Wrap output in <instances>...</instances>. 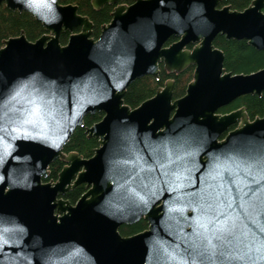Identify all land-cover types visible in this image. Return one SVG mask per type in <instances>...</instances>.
<instances>
[{
    "label": "water",
    "instance_id": "water-1",
    "mask_svg": "<svg viewBox=\"0 0 264 264\" xmlns=\"http://www.w3.org/2000/svg\"><path fill=\"white\" fill-rule=\"evenodd\" d=\"M220 1L90 0L95 10L116 4L93 38L76 5L0 0L45 30L0 46V264H264V115L217 113L239 96L261 95L264 67L227 72L213 45L221 34L264 52V0L242 10ZM170 37L177 41L166 45ZM159 65L168 73L193 66L183 95L173 98L168 79L130 108L129 84L158 78ZM94 113L103 115L85 130L97 139L92 156L64 153ZM57 159L64 166L45 182ZM225 161L240 182L225 186L216 215L235 226L214 234L188 193L214 184L207 174ZM79 184L87 191L74 204L62 198ZM141 218L146 231L120 236L119 226Z\"/></svg>",
    "mask_w": 264,
    "mask_h": 264
},
{
    "label": "trees",
    "instance_id": "trees-1",
    "mask_svg": "<svg viewBox=\"0 0 264 264\" xmlns=\"http://www.w3.org/2000/svg\"><path fill=\"white\" fill-rule=\"evenodd\" d=\"M134 0H117L116 4H130ZM251 0H222L219 7L229 5L232 9L242 10L249 5ZM60 4L76 5L78 13L85 15L92 22V37L97 38L100 26L109 22L111 12L116 4H104L101 8L95 10L90 4V0H59ZM264 11V9H263ZM23 32L27 40L34 41L45 33L40 23L28 12L11 11L4 5L0 6V46L2 41L10 37L19 36ZM68 38V32L60 35V43L65 44ZM171 42V37L166 44ZM214 47L220 49L224 54L223 67L225 71L231 73H249L264 67V52L256 50L247 45L244 40L226 39L218 34L213 40ZM160 72L158 78L153 76H143L135 79L127 87L123 102L130 108L138 106L145 99L154 95L157 88L162 87L166 80L173 79V98L183 95L185 87L192 79V68L187 67L180 73L169 74L159 66ZM238 107H244L247 116L253 119L256 116L264 114V91L261 95H242L227 104V107L220 108L219 112H226ZM102 113L87 114L83 119V125L76 127L69 140L63 148L64 153L75 152L83 158L92 156L94 150L98 147L97 139L87 137L86 128L98 122ZM61 166L57 160L53 161L49 167V174L44 181L56 180L57 173ZM79 190L74 188L68 193L67 197L75 198L79 196ZM146 226L144 220H139L130 225H121L119 231L122 235H129L140 231Z\"/></svg>",
    "mask_w": 264,
    "mask_h": 264
},
{
    "label": "snow or ice",
    "instance_id": "snow-or-ice-1",
    "mask_svg": "<svg viewBox=\"0 0 264 264\" xmlns=\"http://www.w3.org/2000/svg\"><path fill=\"white\" fill-rule=\"evenodd\" d=\"M225 173H227V176ZM207 175L215 183L207 185L205 188L201 189L199 193H188V195L197 196L199 198V207L201 208L203 214L209 217V223L213 224L214 234L215 232H231L235 225L233 224L230 226L227 219L221 222L217 218L216 213L219 205L224 203L220 197L226 195L225 186L228 184H239V176L227 161L222 164H217ZM176 179L181 180V174H176ZM201 183H203V181H201ZM182 184L192 186L191 177H183ZM209 188L212 190L208 191ZM228 207H231L230 203L228 204ZM200 227L204 228L205 231L208 230L206 225H200Z\"/></svg>",
    "mask_w": 264,
    "mask_h": 264
},
{
    "label": "flooded vegetation",
    "instance_id": "flooded-vegetation-1",
    "mask_svg": "<svg viewBox=\"0 0 264 264\" xmlns=\"http://www.w3.org/2000/svg\"><path fill=\"white\" fill-rule=\"evenodd\" d=\"M222 1V0H221ZM220 1V2H221ZM221 35V34H220ZM175 41H177V38L176 37H171V42L169 43V44H171V43H173V42H175ZM245 41V40H244ZM246 42V41H245ZM246 44H247V42H246ZM168 45V44H167ZM248 45V44H247ZM193 44H189L186 48H188V49H192L193 48ZM250 46V45H249ZM253 48V47H252ZM159 66H162V65H159ZM190 68H192V71H193V66H189ZM170 74V73H169ZM171 74H177V73H171ZM232 74H234V73H232ZM173 80V79H172ZM174 82V81H173ZM225 107H227V105L226 106H223V107H221V108H225ZM239 108H242V107H238V108H235V109H231V110H229V111H226V112H219V111H217V113L218 114H226V113H229V112H232V111H234V110H237V109H239ZM244 108V107H243ZM220 109V108H219ZM218 109V110H219ZM226 109V108H225ZM264 115V114H263ZM262 115V116H263ZM256 117H261V116H256ZM256 117H254V118H256ZM253 118V119H254ZM248 119L249 120H253V119H250L249 117H248ZM237 127V122L235 123V124H233V125H231V126H229L228 128H227V130H225L223 133H221L220 134V136H219V138H218V141H221L225 136H226V134L228 133V132H230V131H232V130H234L235 128ZM56 161V160H55ZM57 162H58V164H59V166H61V168L64 166V162L63 161H61V160H59V159H57ZM60 168V169H61ZM60 171V170H59ZM74 188H77L78 190H79V196H76L75 198H71V197H67V195H68V193L69 192H71ZM87 191V188L85 187V184H79V185H76V186H74V187H72V188H69L63 195H62V198L63 199H65V200H67V201H69L71 204H74L80 197H81V195L83 194V193H85ZM142 220H144L143 218H141ZM140 219V220H141ZM139 221V220H138ZM137 222V221H136ZM144 222H145V224H146V226L143 228V229H141L140 231H137V232H135V233H132V234H129V235H122L121 234V232L119 231V228H120V226H119V228H118V232H119V234H120V236L121 237H129V236H132V235H134V234H137V233H141V232H143V231H146L147 229H148V223H147V221L146 220H144ZM124 225H130V224H124Z\"/></svg>",
    "mask_w": 264,
    "mask_h": 264
}]
</instances>
